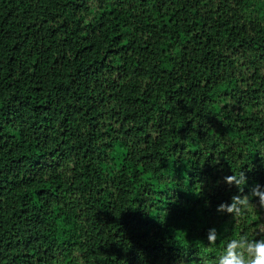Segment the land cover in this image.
<instances>
[{"label":"trees","instance_id":"16d2710c","mask_svg":"<svg viewBox=\"0 0 264 264\" xmlns=\"http://www.w3.org/2000/svg\"><path fill=\"white\" fill-rule=\"evenodd\" d=\"M256 185L264 0H0V264H213Z\"/></svg>","mask_w":264,"mask_h":264},{"label":"clouds","instance_id":"9594fccd","mask_svg":"<svg viewBox=\"0 0 264 264\" xmlns=\"http://www.w3.org/2000/svg\"><path fill=\"white\" fill-rule=\"evenodd\" d=\"M227 183L239 181L232 175L224 177ZM251 197H258L260 206L264 207V188L256 185L251 189ZM217 212L234 213L241 220L249 218L254 210L251 200L241 195H234L231 203L221 202L216 206ZM227 231V229H224ZM218 233L215 226L207 229V241L214 243L218 240ZM213 264H264V228H258L255 232H244L242 229L230 239H227L215 256Z\"/></svg>","mask_w":264,"mask_h":264}]
</instances>
